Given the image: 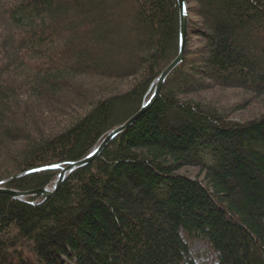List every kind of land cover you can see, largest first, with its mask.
<instances>
[{"label": "trees", "instance_id": "obj_1", "mask_svg": "<svg viewBox=\"0 0 264 264\" xmlns=\"http://www.w3.org/2000/svg\"><path fill=\"white\" fill-rule=\"evenodd\" d=\"M185 4L184 56L155 101L54 194L0 193V264H203L195 240L208 264H264V110L235 120L209 97L264 98V0ZM0 14L10 189L52 188L47 167L136 114L179 50L177 0H0Z\"/></svg>", "mask_w": 264, "mask_h": 264}, {"label": "water", "instance_id": "obj_2", "mask_svg": "<svg viewBox=\"0 0 264 264\" xmlns=\"http://www.w3.org/2000/svg\"><path fill=\"white\" fill-rule=\"evenodd\" d=\"M177 4H178V11H179V50H178V53L175 56V58L164 68V70L160 73V75L156 79L154 83L152 95L150 99L143 104L141 109L136 114H134L131 118H129L126 122L112 129L103 138V140L99 143V145L86 157L73 161V162H69L64 166L54 165V166L47 167V168H59L60 167V171L57 175V179L54 181V185L52 188H48L44 186L38 189L20 191V190L10 189V188L1 186L5 182V181H2L0 182V193L9 195L10 197L15 198V199H22L30 195H39L41 197H48L54 194L68 172L73 171L76 168H79L80 166L91 162L98 155L101 149L111 139H113L119 132L126 129L132 121H134L138 116H140L155 101L160 91V87L163 84L164 80L166 79L168 74L182 61L183 56H184L186 34H187V28H186L187 27V10H186L185 0H177ZM56 166H59V167H56Z\"/></svg>", "mask_w": 264, "mask_h": 264}, {"label": "rangeland", "instance_id": "obj_3", "mask_svg": "<svg viewBox=\"0 0 264 264\" xmlns=\"http://www.w3.org/2000/svg\"><path fill=\"white\" fill-rule=\"evenodd\" d=\"M11 31L9 25L7 24L5 18L0 14V55L5 56L6 53H2L3 50H8L7 42L9 37V32ZM198 46V42L191 40L190 49H195ZM5 47L6 49H3ZM212 99H216L217 102L220 101L224 107L230 108L233 112L230 118L235 120H245L254 117L258 113L264 110V98L257 100L254 97L248 95L247 93L238 89L224 90L220 93H215L209 95ZM242 107H239L240 105ZM188 172H194L193 169H189ZM192 253L194 257L202 262L203 264H208L214 256L213 251L201 241H192L191 243Z\"/></svg>", "mask_w": 264, "mask_h": 264}, {"label": "snow or ice", "instance_id": "obj_4", "mask_svg": "<svg viewBox=\"0 0 264 264\" xmlns=\"http://www.w3.org/2000/svg\"><path fill=\"white\" fill-rule=\"evenodd\" d=\"M56 167H59V166H56Z\"/></svg>", "mask_w": 264, "mask_h": 264}]
</instances>
